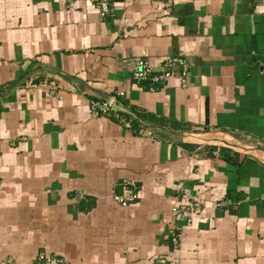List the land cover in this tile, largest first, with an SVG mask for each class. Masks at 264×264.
Masks as SVG:
<instances>
[{
	"label": "crops",
	"instance_id": "obj_1",
	"mask_svg": "<svg viewBox=\"0 0 264 264\" xmlns=\"http://www.w3.org/2000/svg\"><path fill=\"white\" fill-rule=\"evenodd\" d=\"M110 1L101 18L91 0H0V91L48 65L124 93L119 120L58 73L0 96V262L264 264V0ZM176 55L187 86L133 79ZM126 179L140 196L122 206ZM185 192L203 201L190 224L172 215Z\"/></svg>",
	"mask_w": 264,
	"mask_h": 264
},
{
	"label": "built area",
	"instance_id": "obj_2",
	"mask_svg": "<svg viewBox=\"0 0 264 264\" xmlns=\"http://www.w3.org/2000/svg\"><path fill=\"white\" fill-rule=\"evenodd\" d=\"M98 7L101 18H106L110 13L111 1L110 0H91ZM190 72L189 61L181 56L168 57L163 67L159 71H155L153 67L143 59L135 60V66L132 70V77L138 82H149L155 85H163L166 81L179 74L180 80L183 86H187ZM123 92H118L113 100L108 101L105 99L92 98L90 100V107L95 115L108 116L111 113L118 120L121 119V115L118 113L114 101L118 100V97L123 96ZM130 126L129 123H126ZM139 192L136 184L129 179H126L121 184V191L114 195V199L122 206H128L131 203L139 199ZM203 209V201L199 197L192 195L189 192H185L182 198L172 207L173 220L175 222L186 221L190 224L195 216L201 214ZM64 260L57 258L56 256H50L45 253H41L35 260L34 264H49V263H62ZM0 264H13L8 260H2Z\"/></svg>",
	"mask_w": 264,
	"mask_h": 264
},
{
	"label": "water",
	"instance_id": "obj_3",
	"mask_svg": "<svg viewBox=\"0 0 264 264\" xmlns=\"http://www.w3.org/2000/svg\"><path fill=\"white\" fill-rule=\"evenodd\" d=\"M42 73H58V74L64 76L65 78H67L68 80H70L71 82H73L75 85L88 88L92 93H94L97 97H99L101 99H105V100H108V101L113 100L112 96L95 89L94 87L89 85L87 82L83 81L82 79H80V78H78V77H76L74 75H71V74L65 72L64 70H61L60 68L53 67V66H48V65L32 69L31 71L26 73L21 79H19L14 85H12V87H10V89H8L6 91H0V96H4V95L8 94L12 90H14L16 87H18L21 84L25 83L30 78H32V77H34V76H36L38 74H42ZM114 104L116 105V107H120L121 106V103L118 100H115ZM212 141L215 142V143H219V144L222 143V144H225V145H231L226 140H223V139L214 138V139H212ZM233 146H235L237 148H241L242 147V148L246 149V147H243L241 145H236L235 144ZM254 149H258V150H261V151L264 152V148H261V147L250 148V150H254Z\"/></svg>",
	"mask_w": 264,
	"mask_h": 264
},
{
	"label": "trees",
	"instance_id": "obj_4",
	"mask_svg": "<svg viewBox=\"0 0 264 264\" xmlns=\"http://www.w3.org/2000/svg\"><path fill=\"white\" fill-rule=\"evenodd\" d=\"M236 157L238 156V155H235Z\"/></svg>",
	"mask_w": 264,
	"mask_h": 264
}]
</instances>
